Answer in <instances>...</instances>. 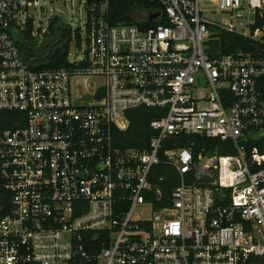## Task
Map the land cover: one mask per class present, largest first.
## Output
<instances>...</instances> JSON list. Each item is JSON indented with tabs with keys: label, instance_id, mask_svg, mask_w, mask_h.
<instances>
[{
	"label": "built area",
	"instance_id": "2783aa9c",
	"mask_svg": "<svg viewBox=\"0 0 264 264\" xmlns=\"http://www.w3.org/2000/svg\"><path fill=\"white\" fill-rule=\"evenodd\" d=\"M43 1L0 0V264H264V0H79L67 65L36 67L19 40L49 33ZM209 9L246 10L247 29ZM222 32L249 45L223 52ZM138 107L147 146H116ZM180 134L235 152L165 146ZM161 162L180 178L166 194Z\"/></svg>",
	"mask_w": 264,
	"mask_h": 264
},
{
	"label": "trees",
	"instance_id": "16d2710c",
	"mask_svg": "<svg viewBox=\"0 0 264 264\" xmlns=\"http://www.w3.org/2000/svg\"><path fill=\"white\" fill-rule=\"evenodd\" d=\"M114 19H123V14L129 10L131 3L126 1L111 2ZM123 20L130 21L129 18ZM223 52L236 51L249 45L250 40L236 33L222 32L219 36ZM69 39V28L61 18L56 16L49 25V33L41 42L25 36L19 40V47L23 58L36 67H57L67 65V46ZM154 110L147 107H138L127 112L128 125L125 129H114L113 140L118 147L144 148L153 134L150 121L154 118ZM11 126L5 124L2 127ZM193 144L194 152L199 150L215 151L218 154H231L235 150L228 141L211 139L195 134H180L167 141L166 147L183 148ZM261 152H264V138L257 141ZM155 182L166 194L171 187L180 181L178 172L170 165L161 162L155 167ZM168 183V188L166 187Z\"/></svg>",
	"mask_w": 264,
	"mask_h": 264
},
{
	"label": "rangeland",
	"instance_id": "374dc122",
	"mask_svg": "<svg viewBox=\"0 0 264 264\" xmlns=\"http://www.w3.org/2000/svg\"><path fill=\"white\" fill-rule=\"evenodd\" d=\"M34 13V26L46 27L51 16L57 15L65 22H70L74 28L76 25L84 26L87 14L84 5L79 0H44L40 7L32 8ZM205 17L220 24H232L237 30H246L250 14L246 10L230 14L227 11L206 13ZM70 51L77 53V49L71 45Z\"/></svg>",
	"mask_w": 264,
	"mask_h": 264
},
{
	"label": "water",
	"instance_id": "95a60500",
	"mask_svg": "<svg viewBox=\"0 0 264 264\" xmlns=\"http://www.w3.org/2000/svg\"><path fill=\"white\" fill-rule=\"evenodd\" d=\"M210 44H211L210 50H213V51L217 50V40H211Z\"/></svg>",
	"mask_w": 264,
	"mask_h": 264
}]
</instances>
